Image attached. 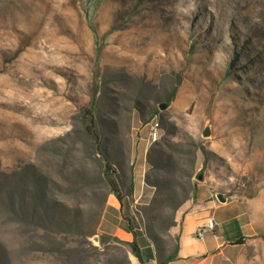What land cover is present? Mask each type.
Segmentation results:
<instances>
[{
  "label": "rangeland",
  "instance_id": "obj_1",
  "mask_svg": "<svg viewBox=\"0 0 264 264\" xmlns=\"http://www.w3.org/2000/svg\"><path fill=\"white\" fill-rule=\"evenodd\" d=\"M212 198L264 264V0H0V264H139Z\"/></svg>",
  "mask_w": 264,
  "mask_h": 264
},
{
  "label": "crops",
  "instance_id": "obj_2",
  "mask_svg": "<svg viewBox=\"0 0 264 264\" xmlns=\"http://www.w3.org/2000/svg\"><path fill=\"white\" fill-rule=\"evenodd\" d=\"M117 205V208L113 207L115 210L119 209L118 202ZM220 209L230 210V212L221 214ZM210 217L215 221L214 229H206L201 235H198L196 232L197 226L206 223ZM176 220L177 217L175 222ZM228 222L234 223L227 226ZM177 226V253L175 258L169 260L167 264H226L229 260L226 252L229 250L228 248L238 245V243H235L237 236L248 235L239 219L237 207L226 202H219L214 198L193 203L183 212L181 221L178 222ZM121 232L126 237L129 234L132 235L131 232L125 229H122ZM142 250H145L148 254V258L143 256L144 260L149 264H155L154 245L146 243L142 246Z\"/></svg>",
  "mask_w": 264,
  "mask_h": 264
},
{
  "label": "trees",
  "instance_id": "obj_3",
  "mask_svg": "<svg viewBox=\"0 0 264 264\" xmlns=\"http://www.w3.org/2000/svg\"><path fill=\"white\" fill-rule=\"evenodd\" d=\"M91 28H92V31L95 32V28L94 27H91ZM87 114L90 117H92V113L90 111H87ZM86 129L94 137L98 152L101 153V156L104 159L103 174H104L105 180L107 182L109 192H111L114 195L115 199L119 203V209H117V214L121 217L122 216L121 215V208L123 206L125 194H127L129 191H131V185H130L129 191L124 192L120 189L119 182L114 178L115 169H114L113 165L111 164L109 157L105 153L104 148L102 147V141H101L100 133L98 132L93 119L89 118L88 124L86 125ZM233 223L234 222H228L227 226L232 225ZM126 230L131 232L133 234V237H134L131 241H127V243L130 246V251L132 252V254L136 257V259L138 260V262L140 264H149L143 258V253H142L143 250H142L140 244L135 242V237H136L135 230L130 225L127 226ZM222 232H223V230H222ZM246 237L247 236L238 235L237 238L235 239V243H238V244L243 243L245 241ZM177 248H178V234L176 237V243H175L174 247L170 250L169 253L161 254L154 247L155 256H156L155 264H167L169 260L175 258L176 253H177Z\"/></svg>",
  "mask_w": 264,
  "mask_h": 264
},
{
  "label": "built area",
  "instance_id": "obj_4",
  "mask_svg": "<svg viewBox=\"0 0 264 264\" xmlns=\"http://www.w3.org/2000/svg\"><path fill=\"white\" fill-rule=\"evenodd\" d=\"M157 130H159V127L154 124V119H152L150 121V125H149V129H148V140L150 141V135L153 134V132H156ZM215 227V221L212 217H210L206 223L202 224V225H198L196 228V232L198 235H201L202 232L206 229L208 230H212Z\"/></svg>",
  "mask_w": 264,
  "mask_h": 264
},
{
  "label": "water",
  "instance_id": "obj_5",
  "mask_svg": "<svg viewBox=\"0 0 264 264\" xmlns=\"http://www.w3.org/2000/svg\"><path fill=\"white\" fill-rule=\"evenodd\" d=\"M159 107H160V108H164V107H165V103H160V104H159ZM209 133H210V129H209V127H205V128L202 130V135H204V136H207ZM197 177H198L199 179H201V178H202V175H201V174H198ZM217 197H218V199L221 200V201L225 199V196H224L223 194H221V193H219V194L217 195ZM92 238H93L92 240H93L95 243L98 242V239H97V236H96V235H94Z\"/></svg>",
  "mask_w": 264,
  "mask_h": 264
},
{
  "label": "bare ground",
  "instance_id": "obj_6",
  "mask_svg": "<svg viewBox=\"0 0 264 264\" xmlns=\"http://www.w3.org/2000/svg\"><path fill=\"white\" fill-rule=\"evenodd\" d=\"M154 124H156L159 127V130H157L156 132H153V134L150 135L151 142H154L155 140H157V138L159 137V132H160L159 122L157 120H154Z\"/></svg>",
  "mask_w": 264,
  "mask_h": 264
}]
</instances>
